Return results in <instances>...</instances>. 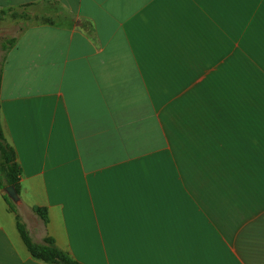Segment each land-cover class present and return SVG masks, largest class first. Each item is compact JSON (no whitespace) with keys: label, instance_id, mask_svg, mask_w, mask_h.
<instances>
[{"label":"crops","instance_id":"obj_1","mask_svg":"<svg viewBox=\"0 0 264 264\" xmlns=\"http://www.w3.org/2000/svg\"><path fill=\"white\" fill-rule=\"evenodd\" d=\"M48 5L0 66L21 169L18 212L0 192V264H43L17 230L23 211L34 243L80 264H264V0L0 11Z\"/></svg>","mask_w":264,"mask_h":264},{"label":"trees","instance_id":"obj_2","mask_svg":"<svg viewBox=\"0 0 264 264\" xmlns=\"http://www.w3.org/2000/svg\"><path fill=\"white\" fill-rule=\"evenodd\" d=\"M6 43L5 49L12 47L15 43V39L8 40ZM20 176L21 169L16 162V155L13 148L7 143L3 135L0 119V192H3L4 188L12 186L19 196ZM4 199L10 209L15 213L16 206L7 198L5 194ZM32 211L43 224L47 223L46 214L42 209L33 208ZM16 221V227L19 235L34 260L40 261L43 264H80L70 258L68 254L60 250L51 238L46 237L41 243H34L25 227L20 223L18 216H16Z\"/></svg>","mask_w":264,"mask_h":264},{"label":"rangeland","instance_id":"obj_3","mask_svg":"<svg viewBox=\"0 0 264 264\" xmlns=\"http://www.w3.org/2000/svg\"><path fill=\"white\" fill-rule=\"evenodd\" d=\"M51 13H57V8H54L51 5L43 7H31L24 10L0 11V66L3 55L5 53V47L7 44L6 41L14 37H18L21 33H23L30 27L50 21L49 16ZM19 209V206H16L15 211ZM18 217L20 223L28 232V228H26V225L24 223V218H26V223L28 221L31 225H34L29 216V213H24L23 211L22 214H20ZM85 261L89 264H102V260L99 259H85Z\"/></svg>","mask_w":264,"mask_h":264},{"label":"water","instance_id":"obj_4","mask_svg":"<svg viewBox=\"0 0 264 264\" xmlns=\"http://www.w3.org/2000/svg\"><path fill=\"white\" fill-rule=\"evenodd\" d=\"M3 192L15 206L20 204V198L12 186L4 188Z\"/></svg>","mask_w":264,"mask_h":264}]
</instances>
